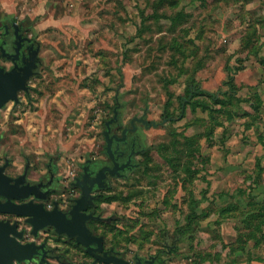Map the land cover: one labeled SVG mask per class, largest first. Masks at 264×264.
Here are the masks:
<instances>
[{
	"label": "rangeland",
	"instance_id": "1",
	"mask_svg": "<svg viewBox=\"0 0 264 264\" xmlns=\"http://www.w3.org/2000/svg\"><path fill=\"white\" fill-rule=\"evenodd\" d=\"M6 18L42 66L31 100L0 110V165L43 172L53 158L68 185L117 112L114 133L143 118L137 168L100 209L112 222L92 224L107 250L264 264V0H0ZM72 239L37 241L62 259L48 264H93Z\"/></svg>",
	"mask_w": 264,
	"mask_h": 264
},
{
	"label": "flooded vegetation",
	"instance_id": "2",
	"mask_svg": "<svg viewBox=\"0 0 264 264\" xmlns=\"http://www.w3.org/2000/svg\"><path fill=\"white\" fill-rule=\"evenodd\" d=\"M28 40L29 37L24 36L23 27H18L14 20L11 18L0 20L1 76L11 78L17 77V74L23 73L21 69H26L30 66L31 58L34 55L35 50L33 45L31 46L29 44ZM39 62L40 60L38 61V68L35 70L34 75L26 85L27 90H21L17 93L18 102L15 100H9L0 110L12 105L15 108L19 107L22 104V97L24 96L31 100L30 94L32 88L30 86V81L39 74V68L42 66ZM115 116H117V119L115 123L110 126V137L113 138V158H110L105 145L100 152V156L98 154V156L85 159V161L78 166V172L73 174V178L69 181L68 185H65L63 182L62 178L64 175L59 174L58 167L53 158H51L48 164H46V171L43 172L33 169L30 160L25 158V164L22 167V170L18 171V173L10 172L13 170V164L8 158H4V163L0 165V206L7 204L15 206H24L28 204L42 205L44 210L49 212L58 207L59 211H61L67 219H71L70 212L76 205V202L82 198L83 192L87 191L90 194V197L84 203V213L86 216H92L86 223L87 228L94 236L103 238V252L95 254L102 256L104 253H108L124 259L120 254L107 250L105 246V238L97 234L92 227V224L97 225L112 222V219H106L100 214L103 204H105L104 199L108 198L106 195L112 190L113 181L127 179V173L137 168L135 160H137L140 151L137 150L136 143L133 142V137L138 132L136 124L139 122L135 121V126L131 125L130 122L129 127L124 128L119 133H114L113 126L119 122V113L117 112ZM144 127L149 128L145 125ZM125 130L127 131L124 138L123 133ZM2 141L3 137L0 135V158L4 157V153L7 149ZM28 220L29 218L27 217L18 216L13 213L0 212L1 230L9 233L13 228L17 234H21V237H18V235L11 232L2 235L0 233V244L5 243L12 247V240L14 238H16L22 245L35 243L37 246L42 247V249L38 250L39 255L37 258L39 263L42 261L43 257L42 264H48L50 260L61 262L62 259L55 254V251L50 248L47 242L37 241L42 232L48 233V231L52 230L55 233L54 228L46 227L41 229L39 230L38 235L35 236L33 234L34 227ZM28 238L31 239L28 240ZM72 240H74L77 247L85 249V252L93 259V264H105L100 261L95 263L94 256L89 254L84 246L77 244L75 239ZM91 248H98V243L92 242ZM138 260L139 259L136 258L135 263L129 262L131 264H137ZM139 261L141 264H150L147 263V261ZM149 262H151V264H157L156 259ZM17 263L16 260H13V264Z\"/></svg>",
	"mask_w": 264,
	"mask_h": 264
},
{
	"label": "water",
	"instance_id": "3",
	"mask_svg": "<svg viewBox=\"0 0 264 264\" xmlns=\"http://www.w3.org/2000/svg\"><path fill=\"white\" fill-rule=\"evenodd\" d=\"M38 54L39 49L35 50L34 55L31 58L30 66H28L26 69H21L23 73L17 74V77L11 78L0 75V109L3 108L5 103H7L9 100H15L16 102H18L17 93L21 90H27L26 85L34 75L35 70L38 68ZM116 119L117 118H114V120H111L106 125L107 130L104 132L106 151L110 155V158H113V138L110 137V126L111 124L115 123ZM135 121L142 123L146 127H149L153 124L149 123L143 118H136L132 120L131 125L135 126ZM126 131L127 130H125L123 133L124 138L126 136ZM89 197L90 194L87 191H84L82 198L76 202V205L70 212L71 219H67L66 216L61 211H59L58 207L49 212L45 211L42 205L28 204L24 206H15L7 204L0 206V212L13 213L18 216L29 218L28 221L34 227L33 234L35 236L38 235L39 230L46 227H52L54 228L57 235L67 236L71 239L74 238L77 244L84 246L87 252L94 256L95 263L97 261H100L101 263L105 264H131L129 261L122 259L116 255L104 253L102 256H99L98 254H95L103 252V238L94 236L87 228L86 223L92 216H86V214L84 213V203L88 200ZM10 232L18 235V237H21V234H17L13 228ZM0 233L2 235L7 232L2 231L0 228ZM92 242L98 243V248H91ZM12 244V247L5 243L0 244V264H13V260H16L19 264L23 262H31L39 255L38 250L42 249V247L37 246L35 243L22 245L17 241L16 238L12 240ZM43 259L44 257L42 258V261ZM42 261L40 262V264H42ZM147 263L151 264V262ZM137 264H141L139 260Z\"/></svg>",
	"mask_w": 264,
	"mask_h": 264
},
{
	"label": "trees",
	"instance_id": "4",
	"mask_svg": "<svg viewBox=\"0 0 264 264\" xmlns=\"http://www.w3.org/2000/svg\"><path fill=\"white\" fill-rule=\"evenodd\" d=\"M238 70H240V69H238Z\"/></svg>",
	"mask_w": 264,
	"mask_h": 264
}]
</instances>
